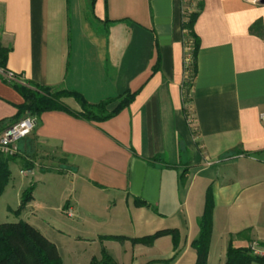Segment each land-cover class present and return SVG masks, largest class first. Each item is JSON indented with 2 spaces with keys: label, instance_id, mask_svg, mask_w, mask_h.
<instances>
[{
  "label": "crops",
  "instance_id": "0c3cea01",
  "mask_svg": "<svg viewBox=\"0 0 264 264\" xmlns=\"http://www.w3.org/2000/svg\"><path fill=\"white\" fill-rule=\"evenodd\" d=\"M85 1L0 0V65L20 84L79 93L94 105L136 94L104 122L59 111L38 118L10 164L11 173L17 166L31 178L25 211L36 201L34 179L72 178L61 211L80 232L94 235L84 224L104 196L102 227L129 229L136 239L177 230V250L171 237L155 243L170 240L172 264H195L209 190L213 225L223 201L253 189L261 191L246 196L250 215L264 218L263 0ZM64 103L81 110L74 99ZM24 104L0 71V135L23 117ZM81 237L114 242L113 234ZM231 238L229 247L263 264L249 248H264V233L251 228Z\"/></svg>",
  "mask_w": 264,
  "mask_h": 264
},
{
  "label": "rangeland",
  "instance_id": "374dc122",
  "mask_svg": "<svg viewBox=\"0 0 264 264\" xmlns=\"http://www.w3.org/2000/svg\"><path fill=\"white\" fill-rule=\"evenodd\" d=\"M81 1L82 5L86 3L85 0ZM91 23L94 25L95 21L91 20ZM12 168V184L9 185L5 195L0 199V225L19 222L28 223L57 247L62 257V264H92L94 259L100 260L102 258L104 251L116 262L118 260L120 264H172L175 262V257H169L170 240H166L167 244L162 242L160 245L156 244L155 241L153 245L145 246L134 243V240H136L135 235L129 229L121 228L120 231H116L109 227H102L101 220L106 215L102 206L104 196L97 197L98 202L102 201V203L96 202V205L92 208L93 214L97 217L92 218V221L86 223V225L84 224L88 228H95L94 235L80 232L82 226L79 227L76 220L67 219L61 211L65 204L64 200H68L66 196L69 195L67 192L71 190L72 178H58L54 175L41 182L34 179L33 187L35 191L33 195L36 201L21 215L17 214L20 194L30 187L31 178L20 176V167ZM63 169L66 172L65 168ZM13 186L15 187L13 188ZM65 190L67 191L65 192ZM260 191L261 189L249 190V192L241 195L238 200L236 196L231 197L223 201L222 205L218 207L207 264H228L227 251L232 235L251 228L256 233H264V218L256 219V217L251 216L246 200L248 195H257L260 194ZM118 208L120 209L119 212L124 215V207L120 206ZM127 217L129 218V215ZM128 221L130 222V220ZM247 226L252 227L247 229ZM83 234L93 238L99 235L113 234V237H117L118 240L111 243L105 242L104 244L100 241L96 243L78 242L77 236L82 235L81 238H85ZM117 234L126 237L115 236ZM167 261L168 263H166Z\"/></svg>",
  "mask_w": 264,
  "mask_h": 264
},
{
  "label": "trees",
  "instance_id": "16d2710c",
  "mask_svg": "<svg viewBox=\"0 0 264 264\" xmlns=\"http://www.w3.org/2000/svg\"><path fill=\"white\" fill-rule=\"evenodd\" d=\"M194 17L189 20L184 29L192 31ZM3 53L1 57L3 58ZM3 62V61H2ZM0 65V70L6 71L4 66ZM194 65V64H193ZM194 68V67H193ZM24 98L25 104L22 109L23 117L26 115L36 117L37 119L46 112H65L84 119L88 122H104L117 116L124 110L135 98V93H126L117 98L104 101L94 105L88 103L82 95L69 91H53L36 84L32 87L23 86L19 82L11 84ZM66 99H74L80 106V112L70 110L64 103ZM19 155L13 158L0 156V199L9 186L12 173L10 164L17 159ZM33 189L30 188L22 195L21 205L16 212L23 213L31 201ZM140 207H147L145 203L137 201ZM214 200L212 191L209 190L206 195L205 208L203 216L199 221L200 236L193 242L192 247L196 251L197 261L195 264H207L209 257V248L213 232ZM171 237L174 241L175 249L178 248V231L164 230L156 234L134 240L136 244L151 246L155 241L161 238ZM112 241L118 240L117 237L108 238ZM254 259L247 250L233 249L230 245L228 249V264H252ZM168 263V261L166 262ZM0 264H62L57 247L47 240L38 230L25 222L16 224L0 225ZM92 264H117L114 259L105 251L100 260L94 259Z\"/></svg>",
  "mask_w": 264,
  "mask_h": 264
},
{
  "label": "built area",
  "instance_id": "2783aa9c",
  "mask_svg": "<svg viewBox=\"0 0 264 264\" xmlns=\"http://www.w3.org/2000/svg\"><path fill=\"white\" fill-rule=\"evenodd\" d=\"M250 3H259L261 0H247ZM190 49H188L187 54L189 55ZM187 61L190 63V58L187 56ZM1 71L2 78L9 84H14L19 82V78L11 72ZM260 121L264 129V113L260 116ZM38 119L26 115L19 122L8 127L0 135V156L13 158L19 155V144L30 137L33 132L38 127ZM21 175H25V172H21ZM69 216L72 217V214L69 213ZM250 253L252 256L257 257L263 261L264 264V248H262L258 243H253L250 248Z\"/></svg>",
  "mask_w": 264,
  "mask_h": 264
},
{
  "label": "water",
  "instance_id": "95a60500",
  "mask_svg": "<svg viewBox=\"0 0 264 264\" xmlns=\"http://www.w3.org/2000/svg\"><path fill=\"white\" fill-rule=\"evenodd\" d=\"M262 3H264V0L262 1Z\"/></svg>",
  "mask_w": 264,
  "mask_h": 264
}]
</instances>
